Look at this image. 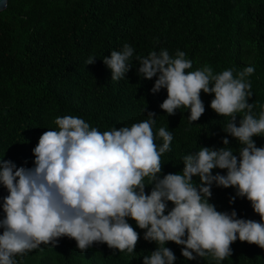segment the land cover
Here are the masks:
<instances>
[{"label":"trees","instance_id":"trees-1","mask_svg":"<svg viewBox=\"0 0 264 264\" xmlns=\"http://www.w3.org/2000/svg\"><path fill=\"white\" fill-rule=\"evenodd\" d=\"M125 44L133 48L132 67L126 78L113 81L103 57L122 51ZM162 49L173 57L177 50L185 52L192 61L186 72L208 65L214 74L231 69L236 76L254 67L246 79L253 93L248 102L258 118L264 105V0H7L0 10V159L34 167L32 149L43 132L58 130L57 117L82 118L104 132L148 120L149 112L156 114L152 130L157 146L163 144L157 135L161 127L173 136L170 150L161 155V178L180 173L183 157L202 146L231 148L239 158L243 145L223 131L230 117L211 109L214 94L201 91L205 111L198 121L187 118L189 109L168 115L160 108L167 91L151 92L157 77L142 78L136 58ZM90 56L95 62L86 65ZM242 116L237 114V124ZM224 137L229 145L223 144ZM253 140L264 146V136ZM212 172L226 175L227 170ZM193 183L200 184L198 176ZM151 187L146 185L145 192ZM211 191L209 203L217 211L235 210L237 218L260 221L251 202L237 196L235 188L213 183ZM7 195L0 184V219ZM173 206L169 201L168 210ZM128 223L139 233L133 253L95 242L81 252L74 239L62 237L55 246L41 244L17 256V264H143V257L158 245L144 239L145 230L135 220L128 218ZM165 247L175 254L174 264H264V249L239 239L230 246L231 256L221 261L210 255L188 260L181 254L184 246L171 241Z\"/></svg>","mask_w":264,"mask_h":264},{"label":"clouds","instance_id":"clouds-1","mask_svg":"<svg viewBox=\"0 0 264 264\" xmlns=\"http://www.w3.org/2000/svg\"><path fill=\"white\" fill-rule=\"evenodd\" d=\"M132 56L133 48L125 44L122 51L103 57L113 81L126 78ZM185 57L180 50L175 57L166 49L152 51L136 58L138 74L149 80L157 77L151 92L167 91L160 108L168 115L189 109L191 122L205 111L201 91L214 94L210 107L230 117L223 131L243 145L239 158L231 148L202 146L183 157L180 173L161 178V155L170 150L173 136L161 127L157 135L163 144L157 146L154 112L131 127L104 132L90 128L82 118L57 117L58 130L43 132L32 149L34 167H17L0 159V184L8 191L0 219V264H17V256L41 244L55 246L62 237L74 239L81 252L95 242L133 253L139 233L128 218L145 230V240L158 245L143 257V264H174L175 254L165 247L169 241L183 245L181 254L188 260L209 255L224 260L231 256L230 246L237 239L264 249V146L257 147L253 140L264 136V105L257 118L254 104L248 102L253 93L246 79L255 69L245 67L236 76L231 69L214 74L208 65L186 72L192 61ZM94 62L90 56L85 63ZM239 113L243 116L237 124ZM223 144L229 145L227 137ZM215 168L226 169V175H213ZM194 176L199 177V185L193 183ZM213 183L235 188L237 196L251 202L260 221L237 218L235 210L217 211L209 203ZM146 185H152L150 193L145 192ZM169 201L174 205L170 210Z\"/></svg>","mask_w":264,"mask_h":264},{"label":"water","instance_id":"water-1","mask_svg":"<svg viewBox=\"0 0 264 264\" xmlns=\"http://www.w3.org/2000/svg\"><path fill=\"white\" fill-rule=\"evenodd\" d=\"M7 0H0V10L5 8Z\"/></svg>","mask_w":264,"mask_h":264}]
</instances>
